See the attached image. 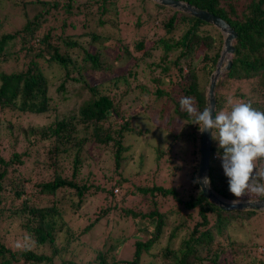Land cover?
<instances>
[{
  "label": "trees",
  "instance_id": "16d2710c",
  "mask_svg": "<svg viewBox=\"0 0 264 264\" xmlns=\"http://www.w3.org/2000/svg\"><path fill=\"white\" fill-rule=\"evenodd\" d=\"M5 1L16 7L20 6L22 11L26 5L37 3V0ZM118 1L120 0H83L80 5L76 0L62 2L53 0L50 3L44 1L37 13L31 18L25 17L19 29L0 34V65L10 64L12 67L9 72L0 70V113L2 116L10 111L34 116L50 115L48 122L25 128L22 133L25 137H33L31 141L33 144L42 143L41 150L48 160L46 168L52 171L50 178L44 183L37 184L33 192L27 196L13 182L14 185L9 190L12 192L13 206L7 209L8 218L14 219L10 223L18 225L32 244L29 248L17 251L0 242V264H53V258L57 255L54 247L55 233H62L65 238L71 236L70 226L65 220L66 211L71 209L74 212L73 209L79 208L84 196L89 193L90 187L77 180L87 135L90 134L99 144L112 142L113 166L118 170L125 159L122 152L127 150V147L122 145L124 136L142 134L132 129L128 122L120 117L121 107L114 93L119 85L127 86L130 79L134 81L138 72L132 68L126 70L123 75L121 73L113 76L110 80L90 84L88 76L91 71L102 74L107 72V69H104L107 66L101 62L104 45L97 51H88L77 39L87 33L73 37L74 34L65 32V22L58 19V12L69 18L72 14H83L82 26H84L94 7L92 14H99L94 22L100 32L93 31L87 35L91 42L98 46L111 42V45L116 47L122 42L118 37L113 38L110 29L111 26L113 30L117 28L115 18ZM179 1L221 18L236 34L232 42L231 66L215 82L214 114L221 110H230L227 103L230 98L233 103H250L254 109L264 112V0ZM138 2L141 12L136 17V27L148 21H155L159 11H172L171 15L166 19L164 17L160 22L164 30L162 37L155 41L144 43L140 41L134 46L144 55L149 54L150 50L161 48L159 61L153 64L158 69V74L150 81L155 85L151 93L157 98L166 96L173 105L172 115L164 126L169 127L176 122L183 126L182 130H185L184 134L177 133L176 136L174 131H169L171 134L167 139L166 147L173 146L177 137L184 138L190 143L192 148L190 168L187 167L182 171L178 165L176 169V177L180 182L186 181L183 186L188 185V187H182L179 193L171 187L166 189L163 185L156 184L136 187L135 192L138 195L153 197L151 209L147 213L132 211L126 213L140 220L150 219V224L154 226L152 233L154 236L149 237L145 242L135 241L130 260L107 261V254L99 253L94 264H138L143 252L152 254L150 247L161 235L162 228L166 224V215L179 217L182 213H186L190 217L191 211L194 210L198 221L186 226V232L176 249H171L168 245L162 249L161 264H218L224 251L221 243L214 241L215 234H221L236 217L248 219L257 213H263L255 210L222 211L206 200L198 184L193 183L197 178L200 132L197 125L191 124L194 117H190L181 109L180 100L183 97L193 98L194 107L198 112L206 108V88L220 52L222 36L212 25L188 14L150 0ZM148 7L150 10L147 9ZM104 14L108 15L106 20L100 17ZM47 15L52 17L53 22L60 21L58 33L56 26L51 27L50 23L46 25ZM109 16L113 21L109 22ZM124 47L122 45L118 48L128 55ZM121 56L123 57L122 54L118 57ZM44 67L54 68L53 73L45 72ZM162 79L172 83L178 89L177 94L163 91L159 86ZM136 88L139 89V94L132 99L140 102L141 96L146 95L147 90L139 85ZM125 93L126 90L120 92V97L126 95ZM4 126L3 129H7L11 134L13 121L6 120ZM44 142L47 143V149ZM1 151L0 149V204L2 193L5 192L4 186L7 185L6 182H11L8 176L17 173V167L14 165L22 164V157L25 156L21 157L14 149L9 150L6 156ZM222 152L223 150L218 148L217 142L211 137L208 165L211 188L223 199L232 201L235 197L228 191L227 178L221 167L222 161L218 158ZM164 153V148L156 149L155 162L159 161ZM62 155L65 156L59 160ZM64 159L68 162L70 170L68 176L64 173L65 165L61 163ZM116 186L125 190L126 180L117 175L113 182L108 180L101 187L94 186V192L97 189L99 193H103L105 199L107 197L111 199L114 196L111 190ZM169 198L174 201L171 205L176 204L177 207L175 209L169 207L165 214L159 213L157 206L162 200ZM254 199H264V196L249 194L242 198V200ZM15 200L17 203L13 204ZM111 208L113 207L108 206L105 210H101L102 213L85 225L81 232L91 229L108 211L112 210ZM209 216L213 218L211 223ZM182 227L183 223L172 226L169 230V239H174ZM152 255L158 256L157 253ZM58 264L72 263L61 260Z\"/></svg>",
  "mask_w": 264,
  "mask_h": 264
},
{
  "label": "rangeland",
  "instance_id": "374dc122",
  "mask_svg": "<svg viewBox=\"0 0 264 264\" xmlns=\"http://www.w3.org/2000/svg\"><path fill=\"white\" fill-rule=\"evenodd\" d=\"M44 1L50 3L53 0H37L34 5H26V8L22 11L20 6L16 7L2 0L0 2V34L19 29L25 17L31 18L37 13ZM76 1L80 5L83 0ZM138 1L120 0L117 3L118 11L115 18L117 28L113 30L111 26L110 29L113 38L118 37L122 42L121 45L119 43L116 45L117 48L112 46L111 42L98 46L91 42L90 37L87 35L93 31L100 32L94 22L99 14H92L94 7L91 9V14L88 15V21L84 26H82L83 14H72L69 18V16L58 12V19L65 22L66 33L74 34L73 37L87 33L77 39L83 43L88 51H97L104 45L102 47L101 62L107 66V68H104L107 69V72L102 74V72L91 71L88 76L90 84L94 85L110 80L117 74L122 73L121 75H123L128 69L135 68L138 72L134 81L130 79L127 86L119 85L115 88L114 93L116 95L115 99L121 107L120 117L126 120L132 129L140 131L142 134H127L124 136L122 145L126 146L127 150L122 152L125 159L121 162L118 170L113 166L114 151L112 142L105 145L99 144L92 139L90 134L87 135L89 140L87 139L83 148L82 163L78 170L77 180L90 187L89 193L84 196L79 208L73 209L74 212L71 209L66 211L65 220L70 226L71 236L65 238L64 234L55 233L54 247L57 250V255L53 258V264H58L61 260L72 264H94L99 253L107 254V261L130 260L134 251V242H145L149 237L154 236L152 234L154 226L150 224V219L140 220L138 217L133 218L130 213H126V211L147 213L151 209L153 197L140 196L135 192V188L156 184L163 185L166 189L171 187L179 193L182 187H188V185L183 186L186 181L180 182L176 177V169H178V165H180L182 171L186 170L187 167L190 168L189 161L192 159L190 143L187 140L185 141L184 138L177 137L172 144L173 146L166 147L167 139L170 138L171 134L169 131H174L173 133L176 136L177 133L184 134L185 130H182L183 126L181 127V124L176 122L172 126H164L172 115L173 105L166 96L157 98L151 93L155 85L150 81L158 74V69L153 64L159 61L161 48L150 50L149 54L144 55L141 50H136L134 46L140 41L144 43L162 37L164 30L160 22L164 17L166 19L168 15H171L172 11H159L155 21H148L142 26L136 27V17L141 12ZM147 9L150 10L149 7ZM100 17L106 20L108 15L104 14ZM47 18L46 25L50 23L49 26H56L58 33L60 21H51L52 17L49 15H47ZM111 21L113 20L109 16V22ZM80 26L83 27L81 30L79 29ZM122 45L125 46L124 49L128 55L122 53V50L118 48ZM121 54L123 57H118ZM11 68L10 64L0 65V70L4 72H9ZM53 69L43 68L48 73H53ZM183 71L185 70L183 69ZM170 80L174 81L173 78H170ZM137 85L147 90V94L141 96L140 102L132 99L139 94V89L136 88ZM159 86L169 94H177L178 89L166 79H162ZM123 90H126V95L120 97V92ZM49 119L50 115L34 116L10 111L2 116L0 113L1 152L6 156L9 150L14 149L21 157L25 155L22 157V164L14 165L17 167V173L8 176L11 182H6L7 185L4 186L5 192L2 193L0 204V242L6 247L17 251L31 247L32 241L18 225L10 223L14 219L8 218L7 213L9 206H13L11 204L12 192L9 190L15 182L17 188L22 189L23 194L27 196L33 192L37 184L46 182L52 173L51 169L47 170L46 168L48 160L41 150L42 143L33 144L31 142L33 137H25L22 132L25 128L44 124ZM6 120L13 121L11 134L7 129H3ZM44 145L47 149L46 142H44ZM160 148H164L165 153L159 161L155 162V150ZM64 156L62 155L59 160ZM61 163L63 166L65 165L64 173L68 176L70 174L68 162L64 159ZM117 175L126 180L125 190H123V187H113L111 193L114 196L111 199L108 197L105 199L103 193H99L97 189L94 192V186L98 187L100 185L101 187L108 180L113 182ZM9 179L7 181H10ZM16 203L17 200L13 204ZM172 203L174 201L170 198L162 200L157 206V211L165 214L169 207L175 209L177 205L173 204L172 206ZM108 206L113 207L112 210L108 211L91 229L81 232L85 225L91 222L94 217L99 216L102 213L101 210H105ZM262 212L248 219L236 217L221 234H215L214 241L221 243L224 251L218 264H264V211ZM166 216V224L162 228L161 235L150 247V253H157L158 256L143 252L138 264H161L162 249L167 245L171 249H176L186 232V226L198 221L196 210L191 211L190 217L186 213H182L179 217L175 215ZM209 221L210 223L213 221L211 216H209ZM180 223H183L180 232L174 239H169L170 228Z\"/></svg>",
  "mask_w": 264,
  "mask_h": 264
},
{
  "label": "clouds",
  "instance_id": "9594fccd",
  "mask_svg": "<svg viewBox=\"0 0 264 264\" xmlns=\"http://www.w3.org/2000/svg\"><path fill=\"white\" fill-rule=\"evenodd\" d=\"M230 110L214 114L211 107L197 111L191 97H183L180 107L190 117L191 124L201 133L210 132L222 149L221 167L227 178L228 191L235 197L230 204L235 206L249 194L264 196V112L250 103L227 101ZM193 183L210 188L211 180L205 176L195 178ZM203 188L201 191H203Z\"/></svg>",
  "mask_w": 264,
  "mask_h": 264
},
{
  "label": "water",
  "instance_id": "95a60500",
  "mask_svg": "<svg viewBox=\"0 0 264 264\" xmlns=\"http://www.w3.org/2000/svg\"><path fill=\"white\" fill-rule=\"evenodd\" d=\"M156 4L174 9L176 11L188 14L198 20H201L207 24L215 27L222 36V44L220 52L215 64L214 71L210 74L206 93H205V105L215 110V100L213 97V91L217 78L228 71L231 66V55L233 53L232 42L234 41L236 34L232 28L225 23L221 18L208 13L205 10L198 9L186 2L179 0H150ZM211 146V133L205 132L199 135L198 143V159H197V178L209 177L208 165ZM198 184L201 191L202 184ZM202 196L218 207L222 211H235V210H255L264 211V199L254 200H242L239 204L233 206L230 201L220 197L210 186V188H203L201 191Z\"/></svg>",
  "mask_w": 264,
  "mask_h": 264
}]
</instances>
